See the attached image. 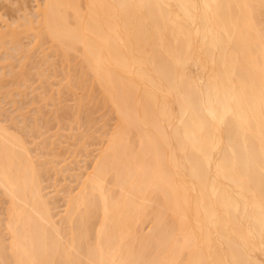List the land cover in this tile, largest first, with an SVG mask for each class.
<instances>
[{
	"label": "bare ground",
	"instance_id": "6f19581e",
	"mask_svg": "<svg viewBox=\"0 0 264 264\" xmlns=\"http://www.w3.org/2000/svg\"><path fill=\"white\" fill-rule=\"evenodd\" d=\"M38 2L0 27V264H264V0ZM65 94L73 123L107 117L55 221L44 191L72 149H52L73 129L42 132Z\"/></svg>",
	"mask_w": 264,
	"mask_h": 264
},
{
	"label": "rangeland",
	"instance_id": "374dc122",
	"mask_svg": "<svg viewBox=\"0 0 264 264\" xmlns=\"http://www.w3.org/2000/svg\"><path fill=\"white\" fill-rule=\"evenodd\" d=\"M22 1H24V3L21 2L20 0H0V6H1V7H0V27L4 26V24H9V23L11 22L12 18H13V20H16V18L19 19L20 17H24V16H26L27 14H28L27 16H29V14H30V17H32V16H31V13H33V12L36 10L35 7H37V4L39 3L38 1L41 2V0H37V1H36V0H22ZM37 2H38V3H37ZM39 4H40V3H39ZM5 7H6V8H5ZM13 11H14V13H13ZM32 15H34V14H32ZM16 16H17V17H16ZM13 20H12V21H13ZM1 23H2V24H1ZM12 23H13V22H12ZM10 24H11V23H10ZM24 43H25V42H24ZM26 43H27V42H26ZM37 54H38V53H37ZM39 54H40V53H39ZM58 66L60 67V65H58ZM33 68H34V67H33ZM57 68H58V67H57ZM30 69H31V67H30ZM30 69H29V71H30ZM60 69H61V68H60ZM29 71H28V73H29ZM32 71H33V69H32ZM32 71H31V72H32ZM60 71H61V70H58V71L56 70V72H57L58 74L55 72V73L57 74V75L55 74L56 80H57L60 76H62V72H60ZM34 73H35V72H34ZM30 74H31V73H30ZM33 75H34V74H33ZM33 75H30V76H32V77H31V80H33V81L30 80V81H29V84H30V86H31L32 84L34 85V83H35L36 85H34V86H36V89H35L34 91H36V90L40 89L41 85H44V83H47V82H44L43 84H40V85L38 86V85H37V84H38V81L36 80V76L34 75V76H35V77H34ZM53 76H54V75H53ZM58 76H59V77H58ZM33 78H34V79H33ZM37 78H38V77H37ZM51 78H52V77H51ZM51 78L49 77V78L47 79V80L50 79L49 82L51 81L50 83H52V84H51L52 86H51L49 83H47V84H49L50 87H53V88H54V86H56V84L61 83V79H62V77H61V79L59 80V83H58V80L56 81L55 79H53V78L51 79ZM52 80H54V81H56V82H54V81H52ZM31 82H32V83H31ZM62 82H63V81H62ZM53 83H54V84H53ZM34 86H31V87H30V88H31V89H30V93H32L31 90L34 89ZM37 86H38V89H37ZM45 86H46L47 89L44 88ZM49 86L44 85V86H43V89H42V87H41V90H44V93H47V92H45V90H46V91L49 90L48 93L56 92V91L59 90V89L56 90V88H58V85H57L56 88L53 89V91L49 89ZM59 88H60V86H59ZM41 90H39V91H41ZM54 90H56V91H54ZM28 91H29V90H28ZM34 91H33V93H34ZM50 91H52V92H50ZM40 93H42V92H38V93L35 92L34 94H35V95H36V94H39V95H40ZM48 93H47V95H49ZM79 93H80V92H78V95H79ZM28 94H29V93H28ZM52 94H53V93H52ZM52 94H50V96H51ZM35 95H33V96H35ZM44 95H45V94H44ZM70 95H71V94H70ZM70 95H69V94H67V95L65 94V96L63 95V97H62L63 102L61 103V106H63V104H65V106H63V107H67L66 104H67V105L69 104V107H70V108H69L70 110L67 109L68 112H66V113H64V112L66 111L65 108L62 107V109L60 110V111H62V110L65 109V111L63 112L64 115H63V114H62V115H59L60 118H62L61 120H60V118H59V120H60V122H61L62 125H61L60 123H59L58 125H56L55 122L52 123L53 120H54V118H52V119L49 118L50 116H48L47 114L50 115V114L52 113V115H54L53 112L56 111V110H54L53 112L50 111V110L48 111V109L50 108L49 105L51 104V102L47 104L46 101L43 100V101L48 105V106H47L48 109H47L46 107H43L44 110H45V109H47V110L42 111V110H41V107H40V111H42V113H43V114H41V115H43V117H44V118H42V120L44 119V121H45V117L48 116L47 119L52 121V122L50 121L52 125H51L50 123H47V126H49V124H50V126H49L50 128L47 127V128H48V130H47V128H46V129L44 128V127H46V126H44V123H45L44 121L40 120V122H37V123H39V124H38V125H39V128L41 127V126H40V123H41L42 126H44V127H43L44 131L42 132L41 130H43V129L41 128L40 132H42V134L45 133V134H43V135H46V133H47V135H46V137H48L47 139H46V137L43 139V138L40 137L39 135L34 134V133H37L38 130H37V132L35 131L34 133H33L32 131H30V132H32V134L29 132L33 140L30 139L31 137H30L29 133H28V135H29L30 138L27 137V136L25 135L28 139H27L25 136H24V137H25L26 139H24L23 136H22L23 134L21 135V137L24 139V141H26V143L28 144V145L26 144V146H28V148H30V145H29L28 141L30 142V141L32 140V144H31V145H33V144H34L33 142L37 143V142L40 140V141L37 143V144L40 146V144L43 143V142L41 141L42 139H43V140L46 139V140L48 141L49 137L52 138L55 134H57L56 137H55V138L57 139V137H59L58 135H59L61 132L63 133L64 130L68 132L67 129H70V127H72V129L76 132V133L74 134V131H73V130L71 131L72 133H70V131H69V134H70L71 136L73 135L74 140L72 139L71 136H69V137L67 138V135H69V134H63V135L60 134V137H62L64 140L67 141V142L65 143V142H63L64 140L61 141L62 138H61V139L59 138L60 141L57 139L58 142H59L60 144H62L61 146H59V143H57L56 140H55V142H54V139H55V138L53 139V141L51 140V142H53V143H55V144L57 143V145H58V147H57V145H56L57 148H53L52 151H53V150H54V151H57L58 148H59L60 151H58V155H60V157L63 156L64 159L67 157V155H66L65 153H67V151H68V153H69V152H70L69 150L72 149V150H71L72 153L70 152L69 154L73 155V157L76 156V155H78V157L76 156V159L78 160L77 162H79V168L81 169V170L79 169V171H78V167H77L78 164L76 165L77 162H76V161L72 162L73 160L70 159V157H71V158H73V157L70 156L68 153H67V154H68L69 158L67 157L68 159H66V160H68V161H66V160H61V158L63 159V157H61V158L59 157V158H60L59 160H61V161H59L58 163H59L60 165H56L57 162H55V163H56V164H55L56 167L58 166L57 168H61V167H62V169H63V167H67V168H65L64 170L68 169V171H69V172H66L67 174H64L63 171H62V175H65V176L62 177L61 174H60V175L58 174L59 177L57 176L58 178H56V176H53V173H54V172L51 170L53 173L50 172L52 175L50 174V175H51V176H50V180L48 179V182H47V184H51V186L48 185V188H49V189H47V185H46V187H45L46 189H45L44 193L48 194V195H46V197H47L48 199H50V198H49V196H50V197H51V201L53 200V202H51V204L53 203V204H52V208L56 206V207L54 208L55 211L53 210L55 213L52 211V212H53V215H54V217H55V219H54L55 221H57V220H59V219L61 218L62 215H60V217H59V214H60V213L62 214L63 211H64L63 208H64L65 205L63 206V204H65V203H63V200H66V198L68 197L69 194H73V193L76 192L75 190L78 189V186H77V185H79L78 183H80V182H79V179H80V178H81V179L85 178V177L83 176V173L86 174L85 171H86V170H87V171L89 170L90 165H92V163H93V162L91 163V161L94 160L95 154H97V153H95V152H96L97 150L100 149V146H102V145H100V144H101V143H100V138L102 137L101 135L104 134V131L102 132V130L100 129L102 125L99 127V125H100L99 123H102V121H104V118L107 117V116H104V115H105V110H103L104 112H101L102 110L99 111V112H101V113L99 114V112H97L98 110L94 109V110H95V114H96V115H95V114L93 113V112H94L93 108H95V107H94L95 105H94V106L91 105V106H93V108H92V107H89L90 109L92 108V109L90 110L91 115L89 114L90 117H88L89 119H86V120H85L84 116H83V117L81 116V118H80L81 120H80V119H78V120H80V121H83V120H84V121H83L84 123L81 122V123H82V124H81V123L79 122V125H78V122L76 123L75 118H74L75 123H73V121H72L73 118H72V117L74 116L73 113L75 112V109H76L75 107H76V106L74 107V104H73V108H75V109H74V111H72L73 108H72V105H70V104H72L71 102H73V100H72L73 98H72V95H71V97H70ZM30 96H31V94H30ZM36 96L38 97V95H36ZM40 96H41V95H40ZM67 96H69V97H68L69 99L67 98ZM27 97H28L27 100H30V99H31L29 96H27ZM31 97H32V96H31ZM44 97L46 98V95H45ZM47 97H48V96H47ZM51 97H52V96H51ZM54 97H55V98L52 97L53 100L56 99V95H55V93H54ZM73 97H74V96H73ZM33 98H35V97H33ZM42 98H43V97H42ZM63 98H64V99H63ZM25 99H26V98H25ZM25 99H24V100H25ZM38 99H39V97H38ZM38 99L36 98V100H38ZM40 99H41V98H40ZM48 99H49V98H48ZM46 100H47V99H46ZM49 100H50V99H49ZM49 100H47V101L49 102ZM65 100H68V101H67L68 103L65 102ZM71 100H72V101H71ZM31 101H33V103H37V101L34 102V99H32ZM38 101H40V100H38ZM69 101H70V102H69ZM74 101H75V97H74ZM41 102H42V100H41ZM41 102H40V103H41ZM44 102H42V103H44ZM64 102H65V103H64ZM31 103H32V102H31ZM38 103H39V102H38ZM38 103H37V105H38ZM52 103L54 104L55 101H54V102L52 101ZM73 103H74V102H73ZM53 104H52V105H53ZM5 105H6V104H5ZM41 105H42V104H41ZM41 105H40V106H41ZM44 105H45V104H44ZM52 105H51V106H52ZM55 105H56V103H55ZM34 106L36 107V105H33V107H34ZM38 106H39V105H38ZM38 106H37V107H38ZM45 106H46V105H45ZM7 107H8V106H4L3 109H4V111H5V110L7 111V109H8V113L10 114V113L12 112L13 109H12V108L9 109V108H7ZM10 107H11V106H10ZM6 108H7V109H6ZM53 108H55V107L53 106ZM53 108L51 107L50 109L53 110ZM56 108H57V107H56ZM67 108H68V107H67ZM31 109H32V106H31ZM37 109H39V108H37ZM71 109H72V110H71ZM57 110H59V109H57ZM6 111H5V112H6ZM71 111H72L73 113H71ZM91 111H92V112H91ZM96 112H97V113H96ZM8 113H7V114H8ZM12 113H13V112H12ZM40 113H41V112H40ZM44 113H45V114H44ZM56 113H57V115H56V117H57L58 114H61L62 112L59 113L58 111H56ZM67 113H68V115H67ZM70 113H71V114H70ZM92 113H93V114H92ZM103 113H104V114H103ZM9 114H8V115H9ZM97 114H99V115L97 116ZM4 115H5V113L3 114L2 117L7 119V116H8V115H7V116L5 115V117H4ZM45 115H46V116H45ZM69 115H70V116H69ZM71 115H72V116H71ZM100 115H101V116H100ZM106 115H107V114H106ZM32 116H33V117H32ZM63 116H64V117H63ZM65 116H66V117H65ZM67 116H68L69 118H68ZM75 116H76V115H75ZM75 116H74V117H75ZM91 116H92V117H91ZM94 116H95L96 118H95ZM102 116H104V117H102ZM11 117H12V116H11ZM14 117H15V116H14ZM14 117H13V118H14ZM31 117H32V120L35 119V118H34V114H32ZM35 117L37 118V115H36ZM39 117H40V116H39ZM51 117H52V116H51ZM93 117H94L95 119H94ZM97 117H98V118H97ZM66 118H67V122H69V124H70L71 126H70L68 123H65ZM82 118H83V120H82ZM99 118H100V119H99ZM1 119H2V118H1ZM1 119H0V120H1ZM8 119H9V118H8ZM8 119H7V120H8ZM40 119H41V117H40ZM70 119H71V120H70ZM96 119H97V120H96ZM3 120H4V119H2L1 121H3ZM36 120H37V119H36ZM36 120H34V121L36 122ZM57 120H58V119H57ZM78 120H77V121H78ZM93 120H94V121H93ZM8 121H10V120H8ZM8 121L5 120V122H6L7 124L9 123V125H10V122H11V121H10V122H8ZM30 121H31V118H30ZM62 121H64V123H63ZM88 121H91V122H90L91 124H90V123H87ZM96 121H97V122H96ZM99 121H100V122H99ZM106 121H108V122L106 123L107 126H108V129L106 128V130H109V128L111 129V127H109V125H110V126L113 125V119H112V117L109 118V119L107 118ZM47 122H48V121H47ZM58 122H59V121H58ZM85 122H86V123H85ZM93 122H94V123H93ZM98 122H99V123H98ZM111 122H112V123H111ZM27 123H28V122H27ZM33 123H34V122H33ZM42 123H43V124H42ZM110 123H111V124H110ZM4 124H5V123H4ZM7 124H5V125H7ZM64 124H65V125H64ZM67 124H68L69 126H67ZM72 124H75V125L73 126ZM80 124H81V126H80ZM87 124H90V125L93 124V126H95V125L98 126L99 128H98V127H97V128L94 127L95 129L92 127L95 131H96V129H97L96 133H94L95 131H94V132L91 131L92 129L90 130V128H89V127H91V126H90V125H87ZM11 125H12V122H11ZM60 125H61V127L58 128ZM76 125H77V126H76ZM83 125H84V126H83ZM7 126H8V125H7ZM31 126H32V123H31L30 127H31ZM79 126H80V127H83V128H81V131H82V132H80V133H79V130H80ZM85 126H86V127H85ZM88 126H89V127H88ZM12 127H13V126H10V128L14 130V127H13V128H12ZM21 127H22V125H19V128H21ZM28 127H29V126H28ZM30 127H29V128H30ZM52 127H53V128H52ZM54 127H56V129H55ZM75 127L78 128V132H77V130H76ZM87 127L89 128L90 131L87 129ZM49 129H51V132H53V133H54L56 130H59V131L61 130V132L56 131L54 134L52 133V134H49V135H48V133H50V130H49ZM62 129H63V131H62ZM82 129H83V130H82ZM86 129H87V130H86ZM52 130H54V131H52ZM70 130H71V129H70ZM48 131H49V132H48ZM65 131H64V132H65ZM83 131H84V132H83ZM99 131H101V132H99ZM13 132L17 133V131H15V130H14ZM87 132H88V134H90V132H93L94 136L92 135V136L90 137V138H92V139H91L92 141L90 140V141L88 142V141L85 139V137L88 135ZM97 132H98V134H99V133H103V134L98 135ZM26 133H27V132H26ZM33 134H34V135H33ZM38 134H39V133H38ZM76 134H79V135L81 134V135H82V136L80 135L81 137L85 136V137H83V138H84V140H86V143H83V144H84V145L87 144V145H86V148H85L87 152L83 151V150H85V149H83V150H79L80 147H81V146L79 147V144L82 145V143H80L79 135H76ZM95 134H96V136L98 135L99 137H98V136L96 137ZM40 135H41V134H40ZM43 135H42V136H43ZM61 135H62V136H61ZM75 135H76V136H75ZM35 136H36V137L38 136V137H37V141L34 140V139H35ZM100 136H101V137H100ZM39 137H40V138H39ZM75 137H76V138H75ZM41 138H42V139H41ZM83 138H81V139H83ZM87 138H89V135H88ZM96 138L99 139V140H96ZM71 139H72V141H70ZM94 139H95V141H94ZM101 139H102V138H101ZM68 140H69V141H68ZM47 141H46V142H47ZM97 141H98V143H97ZM30 143H31V142H30ZM44 143H45V142H44ZM48 143H50V142L48 141ZM48 143H47V144H48ZM53 143H52V144H53ZM71 143H75L76 147L79 148V149H78V150L75 149V148H76L75 145H73V144H71ZM78 143H79V144H78ZM37 144H36V146H35L36 148L38 147L37 150H36L35 147H33L35 144H34L33 146H31V150H30V151H32V153H33L32 155H34L36 152H37V153L39 152V154H37V153H36V154H37V155H40V149H41V151H42V153H41L42 155L45 154V152H46V154H47V151H44V149L42 150V148L39 149V146H38ZM47 144H46V143L44 144L45 147H48V145H50V144H48V145H47ZM52 144H51V145H52ZM88 145H89V146H88ZM52 146H53V145H52ZM54 146H55V145H54ZM54 146H53V147H54ZM67 146H68V147H67ZM71 146H72V147H71ZM98 146H99V147H98ZM41 147H42V144H41ZM45 147H43V148H45ZM66 147L69 148V149L67 150ZM73 147H74V150H73ZM34 148H35V149H34ZM49 148H50V147H48V149H49ZM65 148H66V149H65ZM98 148H99V149H98ZM48 149L46 148L45 150H48ZM55 149H56V150H55ZM35 150H36V151H35ZM61 150H62V152H61ZM76 150H77V151H76ZM34 151H35V153H34ZM54 151H53V153H54ZM74 151H76V153H74ZM78 151H79V152L81 151L82 153H80V155H79ZM43 152H44V153H43ZM50 153H51V152H50ZM56 153H57V152H55L54 155H53V154H52V155L55 156ZM36 154H35V155H36ZM48 154H49V152H48ZM35 155H34V156H35ZM42 155H40L39 157H41ZM49 155H50V154H49ZM49 155H48V156H49ZM56 155H57V154H56ZM65 155H66V156H65ZM46 158H47V157H46ZM46 158H45V159H46ZM49 158H50V157H49ZM49 158H47V161H48ZM51 158H52V157H51ZM54 158H55V161H58L56 157H54ZM92 158H93V160H92ZM41 159H44V158H41ZM41 159H40V160H41ZM71 160H72V161H71ZM53 161H54V160H53ZM62 161H63V162H62ZM42 162H43V161H42ZM60 162H61L62 164H61ZM66 162H67V163H66ZM68 162H70V164H69ZM71 163H72L74 166H72ZM61 165H63V166H61ZM65 165H66V166H65ZM47 167H48V166H47ZM50 167H51V166H50ZM50 167H49V169H50ZM70 167H71V168H70ZM72 167H73V170L75 169L74 171L72 170ZM87 171H86V172H87ZM64 172H65V171H64ZM74 172H75V173H74ZM47 173L49 174V172H47ZM44 174H45V173H44ZM74 174H75L76 176H74ZM79 174H80V175L82 174L81 176H83V178H82ZM46 175H47V174H46ZM46 175H44V176H46ZM77 175H79L80 177H78ZM48 176H49V175L46 176V178H45L46 180H45V181H47V177H48ZM52 176H53V178H52ZM54 177H55V178H54ZM74 177H75V178H74ZM51 178L53 179V181L51 180ZM78 178H79V179H78ZM56 179H57V180H56ZM55 180H56L57 182H56ZM75 180H76V181H75ZM77 180H78V181H77ZM43 181H44V180H43ZM45 181H44V183H43V186H44V184H45ZM80 181H81V180H80ZM50 182H51V183H50ZM53 182L57 183V185H56L55 183H53ZM76 183H77V184H76ZM52 184H53V185H52ZM52 186H54L55 188H53ZM50 187H52L53 190H52V188H50ZM69 187L71 188V190H70ZM60 188H62L61 190H62L63 192L60 190L61 192L59 193V191H57V189L59 190ZM63 188H64V189H63ZM67 188H68V189H67ZM73 188H74V189H73ZM76 188H77V189H76ZM54 189H55V190H54ZM72 189L74 190V192H73ZM69 190H70V191H69ZM71 191H72V192H71ZM47 192H49V193H47ZM53 192H54V193H53ZM68 192H69V193H68ZM57 193H59V194H57ZM61 193H62V194H61ZM63 193H64V194H63ZM67 194H68V195H67ZM52 195H54V197H53ZM62 195H63L64 197H66V198L64 199V197H63ZM66 195H67V196H66ZM55 196H56V198H55ZM61 196H62V197H61ZM62 199H63V200H62ZM49 202H50V201H49ZM54 203H55L56 205H55ZM54 205H55V206H54ZM56 216H57V217H56ZM58 218H59V219H58ZM56 219H57V220H56Z\"/></svg>",
	"mask_w": 264,
	"mask_h": 264
}]
</instances>
